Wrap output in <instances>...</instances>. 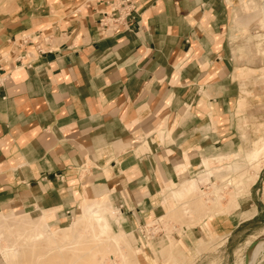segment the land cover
Here are the masks:
<instances>
[{"label":"crops","instance_id":"obj_1","mask_svg":"<svg viewBox=\"0 0 264 264\" xmlns=\"http://www.w3.org/2000/svg\"><path fill=\"white\" fill-rule=\"evenodd\" d=\"M238 1L128 0L100 27L124 0H0V215L60 225L105 200L106 230L109 202L137 226L189 172L249 161L264 136L237 154L244 100L224 50Z\"/></svg>","mask_w":264,"mask_h":264},{"label":"rangeland","instance_id":"obj_2","mask_svg":"<svg viewBox=\"0 0 264 264\" xmlns=\"http://www.w3.org/2000/svg\"><path fill=\"white\" fill-rule=\"evenodd\" d=\"M234 7L233 19L224 29V50L232 60L238 100H244L239 118L230 121L239 136L238 154L248 151L253 139L264 136V0H239ZM263 156H257L259 167L255 168L244 158L233 166L230 162L210 165L205 185L196 177L188 180L190 191L181 184L175 192L182 193L175 202L162 201L163 211L155 219L144 217L137 226L123 207L109 202L121 214H115L117 222L106 230L103 216L111 209L105 200L99 205L84 203L80 214L75 210L60 225L48 223L54 239L50 231H41V215L1 214L0 264H244L250 244L264 235ZM221 165L223 176H211L223 170ZM202 171L199 168L184 177ZM256 172L257 179L249 185ZM176 185L162 188L160 198L165 199ZM224 208L232 211L220 218L217 211ZM172 240L176 246L169 254ZM255 257L252 264H264V252Z\"/></svg>","mask_w":264,"mask_h":264},{"label":"bare ground","instance_id":"obj_3","mask_svg":"<svg viewBox=\"0 0 264 264\" xmlns=\"http://www.w3.org/2000/svg\"><path fill=\"white\" fill-rule=\"evenodd\" d=\"M253 155L251 156V158H250V160L249 161H251V163H253V168H255L257 165H259V159H257V156L261 153V156H262V154L264 155V146L261 148V146L259 145V146H256V147H254L253 148ZM263 159H264V156H263ZM211 159H205L204 161L206 162V163H208L209 161H210ZM217 160H219V159H217ZM217 160H216V162H217ZM264 162V161H263ZM255 166V167H254ZM257 167H259V166H257ZM219 171V170H218ZM259 171V170H258ZM221 172H224V170L223 171H221ZM257 173L258 172H256V174H254V176H253V179H256L257 178ZM196 178H197V180H201V181H203L204 183H205V181L207 180V177H208V175L207 174H203V173H200L199 175H197V176H195ZM191 180V179H190ZM201 183V182H200ZM190 184L192 185V183L191 182H187L185 185H184V187H183V190H188V191H190ZM263 186H264V180H263ZM180 193H182V192H180ZM179 192H172L171 194H170V198L171 199H173L174 201L175 200H177L178 199V197L180 196L179 194H180ZM166 217V216H165ZM46 220V219H45ZM48 222V221H47ZM100 224H102L101 222H100ZM2 226H4L3 225V219H1L0 218V227H2ZM41 227H42V229H41V231H44V230H48V231H50L51 233H52V235H51V239H54V232H52L51 231V226L48 224V223H42V225H41ZM122 236V235H121ZM65 239V238H64ZM261 239H263L262 241H260V242H258L259 241V239H257V240H255L254 242H252L251 244H250V246H249V248H248V250H247V252H246V254H245V258L247 257V253L250 251V254L248 255L249 256V262H248V264H252V261H253V257H255L256 256V254H258L259 252H264V237L263 238H261ZM68 242H69V239H68ZM71 243V242H70ZM56 248V247H55ZM11 258H12V256H11ZM245 258H244V264H245ZM256 258V257H255Z\"/></svg>","mask_w":264,"mask_h":264},{"label":"built area","instance_id":"obj_4","mask_svg":"<svg viewBox=\"0 0 264 264\" xmlns=\"http://www.w3.org/2000/svg\"><path fill=\"white\" fill-rule=\"evenodd\" d=\"M125 4V6H124ZM128 4V0H124V2L121 5V11L116 8H112L109 10V13H105L104 16L102 17V19L99 22V26L100 27H105V22L103 21L106 17L110 18L113 21H117L120 18V14H123V16L125 17H129L132 13V9L128 8L129 6ZM143 228V227H142Z\"/></svg>","mask_w":264,"mask_h":264}]
</instances>
